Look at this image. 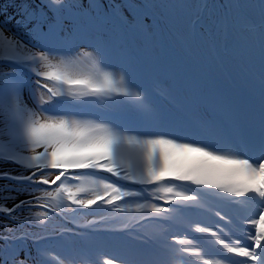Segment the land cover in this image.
<instances>
[{"label": "snow or ice", "instance_id": "6c2138e0", "mask_svg": "<svg viewBox=\"0 0 264 264\" xmlns=\"http://www.w3.org/2000/svg\"><path fill=\"white\" fill-rule=\"evenodd\" d=\"M10 6L0 264H264V0ZM152 37L221 63L258 49V107L194 62L157 108L136 79Z\"/></svg>", "mask_w": 264, "mask_h": 264}, {"label": "bare ground", "instance_id": "6f19581e", "mask_svg": "<svg viewBox=\"0 0 264 264\" xmlns=\"http://www.w3.org/2000/svg\"><path fill=\"white\" fill-rule=\"evenodd\" d=\"M144 39L141 38L138 40V43H143ZM146 46L152 47L150 44H145ZM157 47L160 48L159 42L157 44ZM162 52V50H161ZM159 52V50H155L152 52V61L151 63L154 65V69L150 70L151 81L154 83H157L159 85H162L163 89L169 91L173 87V80L170 78V73H173L175 71L174 61H170L168 58L166 59V55ZM228 59V58H225ZM201 70L205 71V68H202L200 66ZM183 74H192V68H185L183 72L180 73V77H183ZM137 83L140 84L142 87L146 88L144 85L143 80L140 78V80H137ZM234 91V90H233ZM236 94V98L238 102L241 104V106H244V100L240 96V94L237 91H234Z\"/></svg>", "mask_w": 264, "mask_h": 264}, {"label": "rangeland", "instance_id": "374dc122", "mask_svg": "<svg viewBox=\"0 0 264 264\" xmlns=\"http://www.w3.org/2000/svg\"><path fill=\"white\" fill-rule=\"evenodd\" d=\"M21 2V0H0V10L4 9V7L6 5H11L10 7L7 8V13L10 16L11 14H13L16 11L15 5L19 4ZM29 2L31 3H35V0H29ZM3 17L0 16V19H2ZM14 23V21H13ZM157 37H152L149 38L148 40H146L147 43H151L154 44L157 42ZM145 40V39H144ZM2 143V142H0ZM14 167L13 165L10 164H0V169H9ZM2 195H6V193H1ZM2 202V201H0Z\"/></svg>", "mask_w": 264, "mask_h": 264}, {"label": "clouds", "instance_id": "9594fccd", "mask_svg": "<svg viewBox=\"0 0 264 264\" xmlns=\"http://www.w3.org/2000/svg\"><path fill=\"white\" fill-rule=\"evenodd\" d=\"M0 170H6V169H0ZM4 182L0 181V185H2ZM9 204H11V201H9Z\"/></svg>", "mask_w": 264, "mask_h": 264}]
</instances>
